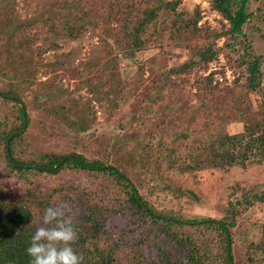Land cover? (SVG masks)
<instances>
[{
  "label": "trees",
  "instance_id": "16d2710c",
  "mask_svg": "<svg viewBox=\"0 0 264 264\" xmlns=\"http://www.w3.org/2000/svg\"><path fill=\"white\" fill-rule=\"evenodd\" d=\"M13 1L15 0H0V62L5 59L0 64V73L7 72L9 67L18 71L21 66L24 70L19 72L20 75L24 72L28 79L22 87L19 86L20 88H13L11 85L5 87L3 81L7 79V75L2 76L0 81V169L4 166L6 174L18 176L23 180L31 175L50 177L65 171L89 173L95 178V186L101 188V200L106 204L92 207L91 201L85 202L80 196L74 195L75 190L72 187L57 186L49 201H46L45 195V202L38 198L40 207H37L36 211L32 209L36 197L27 206L11 205L7 208L3 207L4 194L0 189V264H30V257L26 252L30 237L35 229L41 226L44 210L56 206L73 225L76 239L71 246L81 257L80 264H123L127 260L124 255L126 252L135 254L127 264H235L234 246L238 243L240 235L232 229L237 227L238 207L243 204L242 201L232 206L236 221L228 224L211 218H185L176 213H169L165 209L157 208L143 191L151 189L179 195L184 191L180 181L182 175L206 169H227L235 166L244 168L257 155L264 156V103H258L256 100L258 106L255 107L259 115L255 116L248 95L242 96V107H238L236 113L231 115L244 121V132L230 135L222 131L212 140L211 126L208 129L201 122L205 115H191L189 109L177 100L172 104H162L167 98H173L175 92H182L188 86V79H193L190 86L193 85L196 92L200 91L203 98H212L215 95L217 98L219 90L213 85V81L209 77L193 74L195 68L202 72L209 67L213 59L212 54L216 53L209 43L203 54L195 53V58L190 62L171 69L157 79L142 100L143 107L140 105V112L144 120H147L149 115H155L157 120L164 116L168 122H176L169 127L171 130L166 126L169 132L159 143L155 155L141 158L144 150H139L126 157L128 166L132 161L138 160V163H135L138 171L145 173L139 184L136 185L125 171L115 165V161L111 162L109 156L105 160H90L77 152L62 156H41L31 152L28 154L26 133L31 118L27 98H30L31 94L26 95L23 91L25 87L35 88L34 79L44 66L45 54L41 48H31L24 53L28 41L35 37L32 35V28L48 25L51 35L63 30L78 39L82 36L81 33L85 32V22L69 21L63 17L54 21H58L56 25L50 18L42 16L40 20L16 25L15 13H11L9 8ZM86 1H69L70 7L84 3L88 8L90 4H86ZM123 1L127 3L122 2L119 9L115 6L116 12L113 10L111 19L116 23V27L111 28L108 39H112V45L120 51L117 56L126 60L144 50L148 53L162 50L167 41L184 46L182 48L195 50L197 48L190 46V42L200 37L207 40L210 37L215 40H236L237 37L244 36V27L251 17L248 12L251 0H213L212 8L228 21L229 28L211 34L204 26H199L200 14L178 13L183 0H161L159 6L163 7L154 8L149 13L143 12L139 0ZM162 13H169L164 20L160 18ZM9 21L14 23H7ZM10 40H15L16 44L21 42L25 46L6 49L5 45H8ZM54 48L56 47L52 46L51 49ZM35 60L36 62H33ZM247 61L248 78L245 86L247 92L255 93L259 91L262 80L261 58L254 56L252 60ZM182 76L184 78H181ZM47 82L43 87L39 83L34 100L43 94L51 97L53 90L46 87ZM180 82L186 84L180 85ZM112 92H115V96L109 95L110 102L113 107H119L117 104L125 98L117 91ZM162 105L164 110H160ZM181 107L184 112L175 119L174 112L179 111ZM212 113V110L206 112L207 115ZM135 119L137 118H132ZM143 124L144 122L141 123ZM78 125V129H87L89 122ZM186 140L192 143L187 152L184 148L181 156L172 158L168 146ZM56 195L57 201L53 202L52 199ZM255 198L264 202V195ZM255 198L248 202L254 204ZM78 208L80 214L74 217ZM113 216L123 219L120 226L114 224ZM131 234L134 235L131 240L127 239L126 236ZM248 253L245 264H264V240L259 243L251 242Z\"/></svg>",
  "mask_w": 264,
  "mask_h": 264
},
{
  "label": "rangeland",
  "instance_id": "374dc122",
  "mask_svg": "<svg viewBox=\"0 0 264 264\" xmlns=\"http://www.w3.org/2000/svg\"><path fill=\"white\" fill-rule=\"evenodd\" d=\"M69 1L73 0H15L9 7L11 13H15L16 25L34 22L42 16L50 18L56 25L58 21H54L63 17L69 21L85 22V32L81 33L82 36L78 39L63 30L51 35L48 25L32 28V35L35 37L30 39L32 42L28 41L24 53L31 48H41L45 54L44 66L34 79L35 88L25 87L23 91L26 95L31 94V97L27 98L31 118L26 133L28 154L31 152L41 156H62L77 152L90 160H105L109 156L111 162L115 161V165L125 171L136 185L139 184L145 173L138 171L135 165L138 160L132 161L128 166L126 157L139 150H144L141 158L155 155L159 143L169 132L166 126L169 128L176 122L174 120L170 123L164 116L157 120L155 115H149V120H144L140 112L143 107L142 100L157 79L171 69L190 62L195 58V53L203 54L209 43L216 51L212 54L213 59L209 67L202 72L195 68L193 74L209 77L219 90L217 98L216 95L203 98L200 91L196 92V88L190 86L193 79H188V86L182 92H175L173 98H167L162 104H172L177 100L189 109L191 115H205L201 122L208 129L211 126L210 140L222 131L230 135L244 132V121L231 115L236 113L238 107H242V96L248 95L253 115H259L255 107L258 106L256 100L258 103H264V0L250 1L248 12L251 17L244 27L243 37L230 41L225 38L215 40L210 37L207 40L200 37L190 42V46L197 48L195 50L182 48L184 46L167 41L162 50L157 49L149 53L144 50L127 60L117 56L120 51L112 45L114 41L108 39L111 28L116 27V23L111 19L113 10L116 12L115 6L119 9L124 1L87 0L85 3L90 4L88 8L84 3L70 7ZM159 1L161 0H139L143 12L148 13L154 8L163 7L159 6ZM212 2L213 0H183L178 13H198L201 15L200 27L204 26L211 34L222 32L223 29L229 28V23L212 8ZM167 14L169 13H162L160 18L164 20ZM13 38L16 39L14 35ZM23 46L25 45L21 42L16 44L15 40H10L5 48L11 50ZM52 46L56 48L51 49ZM254 56L261 58L262 80L259 91L249 93L245 86L248 78L246 64L247 59L252 60ZM4 61L5 59L0 64ZM7 69V72L0 73V81L2 76L7 75V79L3 81L5 87H22L28 79L27 74L19 73L24 68L20 66L18 71L14 67ZM46 81V87L53 90L51 97L43 94L34 100L39 83L43 87ZM185 84L180 82V85ZM112 91H117L125 98L117 104L119 107H113L110 102L109 95L115 96ZM163 105L160 110H164ZM209 110L213 113L207 115ZM183 112L182 107L174 112L175 119ZM133 117L137 119L132 120ZM233 118L234 120H230ZM85 121L89 122L88 128L78 129V124ZM191 144L188 140L171 143L168 146L170 156L176 159L181 156L184 148L187 152ZM94 181L95 178L89 173L73 171L50 177L31 175L23 180L18 176L6 174L4 166L0 169L3 207L7 208L11 205L27 206L36 197L32 206L35 210L40 207L38 198L44 201L45 195L46 201H49L57 186L72 187L75 190L74 195L80 196L85 202L91 201L92 207L98 204L104 206L106 203L101 200V188L95 186ZM180 181L184 191L179 195L151 189L143 192L157 208L165 209L169 213H176L185 218H211L228 224L236 221L232 206L242 201L243 204L238 207L237 227L232 231L240 235L238 243L234 246L235 264L247 263L249 244L264 240V202L255 198L264 195V156L257 155L244 168L235 166L227 169H206L182 175ZM57 198L56 195L52 201L56 202ZM251 198H255L252 205L248 202ZM58 208L61 209L60 206ZM79 212L78 208L74 217L79 215ZM112 221L116 226H120L123 219L113 216ZM132 229L135 230L133 227ZM144 235L145 233L143 238ZM132 236L134 235L126 237L131 240ZM128 253L124 254L127 260L123 264H127L131 256L135 255Z\"/></svg>",
  "mask_w": 264,
  "mask_h": 264
},
{
  "label": "clouds",
  "instance_id": "9594fccd",
  "mask_svg": "<svg viewBox=\"0 0 264 264\" xmlns=\"http://www.w3.org/2000/svg\"><path fill=\"white\" fill-rule=\"evenodd\" d=\"M75 239L73 225L64 213L56 207L46 208L26 249L30 264H80L81 257L71 246Z\"/></svg>",
  "mask_w": 264,
  "mask_h": 264
}]
</instances>
